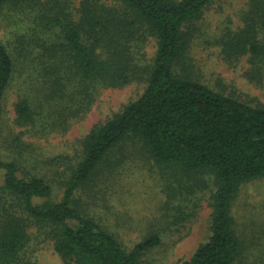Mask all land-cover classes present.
<instances>
[{"label":"trees","instance_id":"16d2710c","mask_svg":"<svg viewBox=\"0 0 264 264\" xmlns=\"http://www.w3.org/2000/svg\"><path fill=\"white\" fill-rule=\"evenodd\" d=\"M24 1L0 0V9ZM214 1L81 0L74 13L67 2L37 0L52 42L38 59L35 93L20 94L14 105L17 125L34 128L47 107L48 125L66 131L90 107L93 87L95 99L100 85L146 83L137 99L92 127L74 160L63 158L68 163L59 180L25 158L4 155V99L14 61L0 43V264H37L25 255L31 227L67 263L148 264L145 257L163 233L190 221L204 201L212 207L211 235L178 264H255L248 262L251 241L239 234L232 208L242 185L264 179V104L216 91L196 75L190 47ZM243 22L219 40L221 53L230 63L248 56L247 75L261 82L264 0H250ZM150 39L152 58L145 51ZM22 133L10 144L21 152ZM129 144L153 162L165 196L160 222L149 224L131 249L90 213L83 197L131 157L136 147L127 151Z\"/></svg>","mask_w":264,"mask_h":264},{"label":"rangeland","instance_id":"374dc122","mask_svg":"<svg viewBox=\"0 0 264 264\" xmlns=\"http://www.w3.org/2000/svg\"><path fill=\"white\" fill-rule=\"evenodd\" d=\"M61 1L67 2L75 13L81 0ZM249 3L250 0H215L210 4L198 23L190 55L202 82L216 91L259 105L264 104V77L261 82L250 79L248 56L230 63L224 59L219 44L227 32H235L243 26V15ZM39 4L37 0H28L0 9V43L7 47L14 61V77L4 99L3 152L5 156L25 158L28 165L37 166L48 177L59 180L68 163L63 158L74 160L92 127L137 99L146 83L135 80L119 87L100 85L96 88L95 99L93 87L90 107L80 118L72 119L66 131L48 125L51 120L47 107L40 109L34 128L17 125L14 105L20 94L35 93L34 78L40 70L38 59L46 54L45 47L52 42L50 33L43 29ZM145 51L147 57L154 56L152 39L147 42ZM20 133L26 143L22 152L10 147L13 137ZM135 147L129 144L127 151L132 152ZM55 186L60 196L59 184ZM92 195L83 193L90 213L115 233L127 249L148 232L149 224H156L162 218L165 196L157 168L147 160L139 145L113 172L102 175ZM232 212L239 234L251 241L248 262L264 264V179L242 185ZM211 214L209 201H204L190 221L180 227L171 226L163 233L162 243L146 255L148 264H178L190 259L211 235ZM25 255L37 264H74L65 262L55 251L52 241L35 227L29 229Z\"/></svg>","mask_w":264,"mask_h":264}]
</instances>
